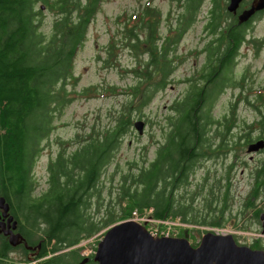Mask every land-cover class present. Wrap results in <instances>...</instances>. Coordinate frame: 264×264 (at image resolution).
Masks as SVG:
<instances>
[{"label": "trees", "instance_id": "16d2710c", "mask_svg": "<svg viewBox=\"0 0 264 264\" xmlns=\"http://www.w3.org/2000/svg\"><path fill=\"white\" fill-rule=\"evenodd\" d=\"M176 1L180 11L175 23L170 10L162 15L149 3L143 10L119 16L122 27L112 34L118 35L119 43L110 39L104 56L97 57L105 67L115 66L120 49L125 48L135 62L127 69L133 82L119 89L108 84L103 91L125 95L108 125L102 129L93 125L85 135H76L74 142L58 141L56 154L47 161L46 187L40 189L34 167L65 109L76 98L102 93L94 85L76 89L79 77L74 72L75 57L102 0H0V196L9 205L17 230L35 252L28 257V247L22 243L14 247L0 233V264H14L11 254L16 250L22 254L21 262L28 264H79L85 257L76 245L129 218L133 210L158 221L224 225L222 210L220 216L211 215L210 221L195 217L192 201L199 188L188 200L177 195L179 188L189 183L197 161L211 151L208 133L212 125H220L214 129L221 137L219 148L228 145L226 137L234 117L215 119L212 108L228 87L238 84L233 68L240 47L251 43L257 53L264 46V38L248 34L253 21L264 17V9L239 23L226 9L228 0H210L205 29L211 37L201 49L204 62L197 76L186 79L182 95L171 103V112L160 127L162 140L157 144L151 141L155 144L153 157H146L149 145H145L138 157L126 160L127 169L117 180L116 202L110 198L104 213H99L106 172L125 135L133 132L134 116L144 117L146 122L143 109L172 83L170 77L180 58L177 46L204 2ZM249 2L242 0L239 10ZM43 8L55 14L49 31L42 27ZM163 18L168 22L165 32L160 26ZM255 95L248 104L258 115V132L252 137L253 128L248 126L238 137L243 138L242 144L246 137L249 141L264 138V103H260L264 92L255 91ZM262 164L255 180L259 185L264 180ZM252 189L246 195V207H253L251 196H257ZM227 197L225 190L222 202ZM208 207L215 208L210 203ZM181 229L185 236L189 230L201 232L199 228ZM92 256L84 264H96Z\"/></svg>", "mask_w": 264, "mask_h": 264}, {"label": "rangeland", "instance_id": "374dc122", "mask_svg": "<svg viewBox=\"0 0 264 264\" xmlns=\"http://www.w3.org/2000/svg\"><path fill=\"white\" fill-rule=\"evenodd\" d=\"M146 3H149L150 7L159 8L162 15L170 10V19L175 23V18L180 11L176 0H102L99 12L89 25L86 41L77 52L74 60V72L79 77L76 89L94 85L102 93H99L101 95L96 97H94V94L88 93L85 97L76 98L65 109L59 120L61 123L52 133L46 149H44L35 164L34 174L38 182V188L44 189L46 187L47 161L56 154L58 141H72L76 135H85L93 125L102 129L109 124L111 116L124 101V94H117L118 92L108 94L103 91H106L105 88L108 84L119 89L120 86H126L133 82V77L127 69L134 65V58L125 48H121L115 66L105 67L102 65V59L97 56H104L103 49L106 48L110 39L114 38L116 43H119L118 35L112 37L116 29L122 27L119 16L124 14L129 16L131 13L143 10ZM209 8L210 0H204L196 21L184 33L177 46L176 51L180 58L177 60L176 70L170 77L173 80L172 83L163 91L158 92L152 102L143 109L144 115L148 117L146 122L144 117L140 118L145 123L143 133L138 134L132 127L133 132H128L125 135L123 144L116 152L114 162L108 168L104 177L102 190L104 199L103 204L99 207V213H104L107 203L110 204V198L113 199V202H116L117 180L120 173L127 169L126 160L138 157L145 145H149L146 157H153L155 144L151 145V141L152 139L155 142L162 140V129L160 127L165 125V117L171 112L169 108L171 103L185 91L186 79L198 75L205 58V53L201 49L211 37L208 30L205 29V24L210 16ZM54 18L53 11L43 8L42 27L44 30H50ZM167 25L166 20L161 22L160 26L163 32H165ZM248 34L250 37L264 38V17H259L253 21ZM241 76H243L242 80ZM233 77L238 84L228 87L218 97L212 108V116L215 119L219 120L223 116L230 117L231 115L234 117L230 134L226 137L228 145L224 149L221 148L222 150L219 149L221 154H212L221 141L220 135H216L214 131L220 125H212L208 133L212 150L208 151V155L197 161L195 169L189 177V183L179 188L177 195V198L188 200L190 195H193L192 193L199 188L196 197L192 201V212L195 213V217L201 219L204 217L207 221H210L211 215L217 213L220 216L219 212L222 210L221 216L223 219L221 222L224 225H191L179 220L158 221L146 218L145 214L142 215L137 210H133L127 219L144 224L153 236L185 237L192 244L199 242L200 237L206 231H213L221 234L231 233L238 244L249 247L256 240L258 241L257 244L260 245L258 249L264 248V234L260 232L259 221L255 220L253 207H246V195L254 185L255 170L264 160V152L260 150V152L248 153L247 146L253 140L249 141L246 137V141L242 144L243 138H238L248 131V126L253 128L251 131L252 137L258 132V126L255 124L258 115L249 106L248 100L254 99L256 96L255 91L256 93L264 92V46L256 53L251 43L243 44L235 59ZM239 96H241L240 99H238ZM262 97L264 96L262 95ZM260 103H264V100ZM135 119H137V116H134ZM233 142H235V145L231 147ZM250 155H252L251 158ZM225 190L228 197L225 202H222ZM262 193L261 190V195L256 198L257 201L255 200L259 208L263 207ZM206 198L210 199L208 203ZM209 203L212 208H215L209 209ZM192 212H190V215L194 217ZM186 227L199 228L201 232L189 230L185 236L181 228ZM106 229L76 245V247H80L81 255L88 257L94 254L96 245ZM191 234L195 238H192ZM21 255L20 250L12 252L11 261L14 264H28L27 262H21ZM30 255L27 254L28 257Z\"/></svg>", "mask_w": 264, "mask_h": 264}, {"label": "water", "instance_id": "95a60500", "mask_svg": "<svg viewBox=\"0 0 264 264\" xmlns=\"http://www.w3.org/2000/svg\"><path fill=\"white\" fill-rule=\"evenodd\" d=\"M242 0H228L227 11L237 16L239 23L247 21L256 12L264 9V0H251L239 10ZM144 121L136 119L133 128L143 133ZM264 148V140L249 143L248 153ZM2 216H7L9 205L0 196ZM1 217V215H0ZM261 234H264V214L261 215ZM12 221V222H11ZM8 228L16 227L12 215L7 218ZM11 222V223H10ZM3 227V223H0ZM12 245L23 240L21 234L9 230ZM24 245L30 246L24 241ZM96 264H264V252L236 242L231 233L221 234L206 231L193 246L185 237L153 236L145 227L132 219L116 222L109 226L96 245L92 256ZM88 260L85 257L79 264Z\"/></svg>", "mask_w": 264, "mask_h": 264}, {"label": "flooded vegetation", "instance_id": "af4514ba", "mask_svg": "<svg viewBox=\"0 0 264 264\" xmlns=\"http://www.w3.org/2000/svg\"><path fill=\"white\" fill-rule=\"evenodd\" d=\"M251 1V0H250ZM246 7V6H245ZM258 139H263L264 140V138H257V139H254L252 142H255V141H257ZM212 148V147H211ZM219 149H221V147L219 148V146L217 145V147H216V149L213 151V155H219V154H221L220 153V150ZM212 150V149H211ZM219 150V151H218ZM222 150V149H221ZM261 150V152H264V148L263 149H260ZM260 150H259V152H260ZM258 152V151H257ZM211 154V155H212ZM252 157V155H250V158ZM262 162H263V172H264V160H262ZM260 164V165H261ZM258 170L256 169L255 170V175H254V185L252 186V192H253V194L254 193H257V196H255V194L254 195H252L251 196V200L253 201V212L255 213V211H257L258 212V216L257 217H255V220H258L259 221V225H260V227H261V215L262 214H264V180H263V184H257V182H255V180H257V179H259V178H256L257 177V174H258ZM228 178H229V176H228ZM263 179H264V176H263ZM229 181H230V179H229ZM259 185V186H258ZM257 187H259L257 190H256V188ZM259 190V192H257ZM261 190H262V194H263V207H257V205H256V198H258L260 195H261ZM256 200V201H255ZM2 212H3V210L0 208V215H1V217H0V223H3V227H1L0 226V233L1 234H3L4 236H6L8 239H9V235H10V233H9V230H11L12 231V233H14V234H18L19 233V231L17 230V224H16V227L14 228V229H12V227L10 226V228H8V222H7V218L9 217V215H11L10 214V212L8 211V213H7V216H2ZM13 220H14V218H13ZM12 222V221H11ZM10 222V223H11ZM20 234V233H19ZM22 236V235H21ZM257 242L258 241H256V240H254V242L252 243V246H254L252 249H258V247H257ZM23 244L24 245V239L23 240H21V242H19V243H17L16 245H13L14 247L15 246H18V245H20V244ZM260 246V245H259ZM32 249H34V248H28V253L29 254H32V253H35ZM261 250H263V252H264V248L263 249H261Z\"/></svg>", "mask_w": 264, "mask_h": 264}]
</instances>
